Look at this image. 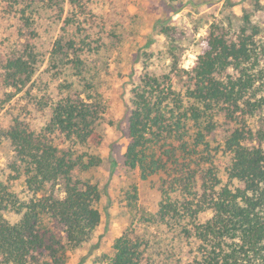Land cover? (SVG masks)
<instances>
[{"label":"trees","instance_id":"1","mask_svg":"<svg viewBox=\"0 0 264 264\" xmlns=\"http://www.w3.org/2000/svg\"><path fill=\"white\" fill-rule=\"evenodd\" d=\"M52 9L61 24L44 29L46 43L38 18ZM245 22L212 23L188 66L171 60L131 87L123 162L156 179L159 200L139 218L147 229L127 228L92 264H264V37ZM116 26L91 0H0V100L11 108L0 141L26 193L0 180V264H65L99 224L97 186L75 173L100 160L75 149L102 144L92 57ZM150 227L171 234L158 259Z\"/></svg>","mask_w":264,"mask_h":264},{"label":"rangeland","instance_id":"2","mask_svg":"<svg viewBox=\"0 0 264 264\" xmlns=\"http://www.w3.org/2000/svg\"><path fill=\"white\" fill-rule=\"evenodd\" d=\"M91 6L97 14H108L112 25L117 23L111 30H115L118 37L112 47L98 57H92L93 64L101 69L94 95L105 107L96 123V129L103 137L102 144L75 149L76 155L84 156V161L89 155L100 160L97 165L85 170L79 168L75 173L81 181L97 186L99 198L95 205L100 221L89 241L72 251L65 264H92L97 257L111 252L114 239L127 228L135 227V232L141 234L147 228L138 224L139 218L153 212L157 206L156 179L141 180L137 170L128 168L123 162L128 143L130 90L141 73L145 70L159 72L174 59L188 66L199 53L201 39L212 23L236 29L247 20L259 27L264 37V0H91ZM39 15L40 32L48 43L52 30L50 35H45L44 29L54 21L56 27L53 28L57 30L61 24L60 15L54 9L42 10ZM10 111L9 103L0 100V130L8 125ZM13 156L9 144L1 140L0 180L8 182L23 197L26 195L24 186L12 179ZM219 164L220 176L226 180L223 169L227 161L221 157ZM55 189L56 195L61 196L60 186ZM5 216L10 221L16 220L12 213ZM148 229L152 249L160 253L155 257L158 259L162 257L164 244L171 242V234L164 229Z\"/></svg>","mask_w":264,"mask_h":264}]
</instances>
